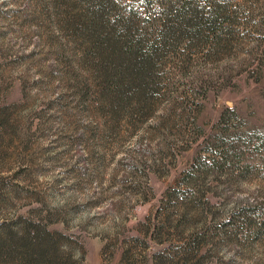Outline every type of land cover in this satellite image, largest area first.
<instances>
[{
    "label": "rangeland",
    "instance_id": "rangeland-1",
    "mask_svg": "<svg viewBox=\"0 0 264 264\" xmlns=\"http://www.w3.org/2000/svg\"><path fill=\"white\" fill-rule=\"evenodd\" d=\"M49 1L0 0V264H264V0H208L115 126Z\"/></svg>",
    "mask_w": 264,
    "mask_h": 264
},
{
    "label": "trees",
    "instance_id": "trees-1",
    "mask_svg": "<svg viewBox=\"0 0 264 264\" xmlns=\"http://www.w3.org/2000/svg\"><path fill=\"white\" fill-rule=\"evenodd\" d=\"M204 1L50 0L48 10L69 37L68 53L77 56L83 73L75 82L77 98L94 97L97 112L113 126L145 114L157 64L175 57L185 40L206 46L208 36L222 30L226 9Z\"/></svg>",
    "mask_w": 264,
    "mask_h": 264
}]
</instances>
